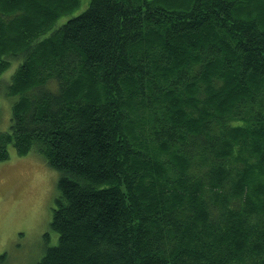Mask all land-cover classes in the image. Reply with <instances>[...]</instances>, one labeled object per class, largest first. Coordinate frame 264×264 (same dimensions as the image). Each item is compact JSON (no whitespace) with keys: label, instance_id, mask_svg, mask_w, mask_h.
Returning <instances> with one entry per match:
<instances>
[{"label":"trees","instance_id":"1","mask_svg":"<svg viewBox=\"0 0 264 264\" xmlns=\"http://www.w3.org/2000/svg\"><path fill=\"white\" fill-rule=\"evenodd\" d=\"M242 2L89 0L57 24L80 0H0V160L58 172L36 264H264V14Z\"/></svg>","mask_w":264,"mask_h":264},{"label":"rangeland","instance_id":"2","mask_svg":"<svg viewBox=\"0 0 264 264\" xmlns=\"http://www.w3.org/2000/svg\"><path fill=\"white\" fill-rule=\"evenodd\" d=\"M88 1L80 0L77 8L61 15L56 23L84 10ZM236 5L249 13L253 10L255 15L264 14V0H244ZM17 64L18 61H12L0 77L8 79ZM0 88L3 94V84ZM2 94L0 130H8L15 97ZM8 149V158L0 160V255L4 254L1 264H36L46 245L57 240L49 221L55 205L58 172L34 150L18 155L13 145L9 144Z\"/></svg>","mask_w":264,"mask_h":264}]
</instances>
